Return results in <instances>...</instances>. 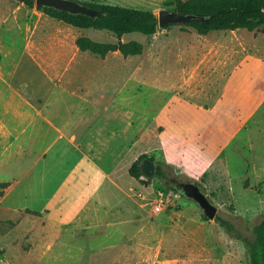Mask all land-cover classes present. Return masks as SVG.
I'll return each mask as SVG.
<instances>
[{
  "label": "rangeland",
  "instance_id": "rangeland-1",
  "mask_svg": "<svg viewBox=\"0 0 264 264\" xmlns=\"http://www.w3.org/2000/svg\"><path fill=\"white\" fill-rule=\"evenodd\" d=\"M78 37L117 42L0 0V264H250L245 243L171 181L197 183L252 238L264 218V27L132 33L121 41L143 49L128 57L81 52ZM45 97L43 118L70 143L49 142ZM141 155L166 180L130 177Z\"/></svg>",
  "mask_w": 264,
  "mask_h": 264
},
{
  "label": "trees",
  "instance_id": "trees-1",
  "mask_svg": "<svg viewBox=\"0 0 264 264\" xmlns=\"http://www.w3.org/2000/svg\"><path fill=\"white\" fill-rule=\"evenodd\" d=\"M27 7H33L35 0H14ZM87 8L99 14L98 17L85 15H72L53 8L38 7L43 13L55 18L64 24L78 29H94L107 31L117 39L116 43H102L87 37H78L75 45L81 52H89L93 55L105 58L109 53L119 52L123 57L140 55L142 44L136 41L124 43L122 37L132 33H140L151 36L158 29V20L154 13L148 10L135 9L119 5H107L82 2ZM169 6H174V11L180 14H192L202 19L193 20L186 24L200 35L210 32L233 31L246 29L258 30L264 27V0H174ZM152 158L146 155L138 157L128 169L130 177L141 181L144 176L141 170V162ZM155 178L166 180V174L161 165H155ZM147 178L145 184L150 183ZM166 185H168L166 181ZM9 183H1L3 190ZM175 192L177 190L171 187ZM2 192H0V197ZM220 226L224 227L235 238L243 241L248 249L250 264H264V218L254 226L253 236L246 239L229 221L220 217L216 218Z\"/></svg>",
  "mask_w": 264,
  "mask_h": 264
},
{
  "label": "water",
  "instance_id": "water-1",
  "mask_svg": "<svg viewBox=\"0 0 264 264\" xmlns=\"http://www.w3.org/2000/svg\"><path fill=\"white\" fill-rule=\"evenodd\" d=\"M34 5L38 7L53 8L58 11L66 12L72 15H85L89 17H98L99 14L94 10H91L81 4L80 2L73 0H35ZM158 28H165L172 25H186L188 22L193 20L202 19V17L192 14H180L174 10H161L157 14ZM155 164L144 159L141 162V170L145 177L153 179L155 177ZM172 185L176 190L184 194L186 197L192 199L200 210L202 211L203 217L208 220H215L218 218V209L215 206L209 196L205 194L202 189L193 181H182L177 180L172 182Z\"/></svg>",
  "mask_w": 264,
  "mask_h": 264
},
{
  "label": "crops",
  "instance_id": "crops-1",
  "mask_svg": "<svg viewBox=\"0 0 264 264\" xmlns=\"http://www.w3.org/2000/svg\"><path fill=\"white\" fill-rule=\"evenodd\" d=\"M59 93V92H58ZM57 93V94H58ZM59 94H61V93H59ZM58 94V95H59ZM50 96V95H49ZM46 98V97H45ZM50 99V98H49ZM47 101H49V100H47V98L45 99V101H44V105L40 108V106H39V109L38 110H40L41 109V111H42V113L40 114V115H38V118L39 119H41V121H43V127L45 126H48V128L50 129V130H52L51 129V127H53V130H54V132H55V137H54V139L53 140H51V141H49L50 143H53L54 144V142L56 141V140H58L59 138H62V139H64L65 140V143L66 144H68V142L70 143V138H71V135H70V133H71V131L70 132H68V134H66L64 131H61L62 129H58L57 127H56V125L54 124V122H53V120H50L49 118H47V119H45V118H43L44 116H43V114H45L46 113V110H44V107H46V102ZM69 111V110H68ZM46 114H48V112L46 113ZM81 121H83V120H81ZM77 125V124H76ZM79 159V158H78ZM71 164H75V163H71ZM89 167V166H88Z\"/></svg>",
  "mask_w": 264,
  "mask_h": 264
},
{
  "label": "flooded vegetation",
  "instance_id": "flooded-vegetation-1",
  "mask_svg": "<svg viewBox=\"0 0 264 264\" xmlns=\"http://www.w3.org/2000/svg\"><path fill=\"white\" fill-rule=\"evenodd\" d=\"M177 180H179V179H173L172 181H171V184H172V182H175V181H177ZM197 184V183H196ZM198 185V184H197Z\"/></svg>",
  "mask_w": 264,
  "mask_h": 264
},
{
  "label": "built area",
  "instance_id": "built-area-1",
  "mask_svg": "<svg viewBox=\"0 0 264 264\" xmlns=\"http://www.w3.org/2000/svg\"><path fill=\"white\" fill-rule=\"evenodd\" d=\"M159 209H160V206H157V207H156V211H158Z\"/></svg>",
  "mask_w": 264,
  "mask_h": 264
}]
</instances>
